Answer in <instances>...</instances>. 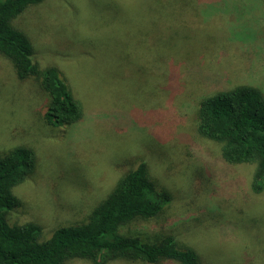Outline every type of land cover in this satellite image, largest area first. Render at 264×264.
I'll list each match as a JSON object with an SVG mask.
<instances>
[{
	"label": "rangeland",
	"instance_id": "obj_1",
	"mask_svg": "<svg viewBox=\"0 0 264 264\" xmlns=\"http://www.w3.org/2000/svg\"><path fill=\"white\" fill-rule=\"evenodd\" d=\"M13 24L30 38L35 63L59 70L84 117L48 125V93L33 77L20 80L0 54V155L26 146L36 156L14 188L21 205L11 224L38 223L46 239L83 222L145 162L171 199L125 232L149 241L173 235L199 264H264V191L251 189L254 165L225 161L221 144L198 131L204 97L237 85L264 91V0H44Z\"/></svg>",
	"mask_w": 264,
	"mask_h": 264
},
{
	"label": "trees",
	"instance_id": "obj_2",
	"mask_svg": "<svg viewBox=\"0 0 264 264\" xmlns=\"http://www.w3.org/2000/svg\"><path fill=\"white\" fill-rule=\"evenodd\" d=\"M44 0H0V54L9 59L20 80L33 77L48 93L43 117L53 127L71 126L84 117L83 102L63 81L56 67L41 69L34 61L30 38L13 24L27 7ZM198 131L221 144L231 164L254 165L251 189L264 191V91L237 85L204 97L198 110ZM36 165L35 152L16 146L0 155V264H65L74 258L93 264L116 259L158 264L173 260L199 264L197 252L173 235L154 241L124 231L138 219L158 216L171 194L158 188L145 162L123 174L87 220L59 226L46 239L35 222L11 224L8 216L21 205L14 188Z\"/></svg>",
	"mask_w": 264,
	"mask_h": 264
}]
</instances>
